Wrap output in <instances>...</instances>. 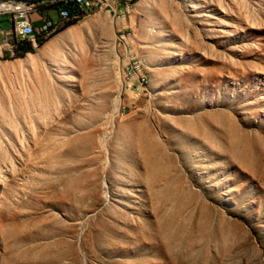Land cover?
I'll return each mask as SVG.
<instances>
[{
	"label": "rangeland",
	"instance_id": "1",
	"mask_svg": "<svg viewBox=\"0 0 264 264\" xmlns=\"http://www.w3.org/2000/svg\"><path fill=\"white\" fill-rule=\"evenodd\" d=\"M132 1L0 61V264H264V0Z\"/></svg>",
	"mask_w": 264,
	"mask_h": 264
},
{
	"label": "built area",
	"instance_id": "2",
	"mask_svg": "<svg viewBox=\"0 0 264 264\" xmlns=\"http://www.w3.org/2000/svg\"><path fill=\"white\" fill-rule=\"evenodd\" d=\"M129 0H13L0 4V40L3 49L11 40V32H19L26 35L25 44H15V52L11 57L0 56L2 60H13L18 57V49L22 46H30L33 35L34 22H41L42 26H52L73 12H82L85 3H93V9L98 5H105L106 10L118 11L119 4H125Z\"/></svg>",
	"mask_w": 264,
	"mask_h": 264
},
{
	"label": "bare ground",
	"instance_id": "3",
	"mask_svg": "<svg viewBox=\"0 0 264 264\" xmlns=\"http://www.w3.org/2000/svg\"><path fill=\"white\" fill-rule=\"evenodd\" d=\"M13 0H0V4L3 3H9ZM82 0H74V2H81ZM102 5H98L97 8L101 7ZM96 8V9H97ZM95 9H93V3H85V7L82 12H73L72 14H69L67 17L61 19L57 22V24L52 26H42L41 22H34V30L33 35L30 39L31 44H40V38L38 36L39 34H42L43 36H49L50 34L54 33L56 30L59 29L60 26L64 25L68 21H75L78 22L81 18L88 16L93 13ZM11 40L14 43H7L6 49H3L2 40H0V56L2 57H11L12 52H15V44H25L26 43V35L20 34L19 32H11ZM22 46L21 48H23ZM20 48V49H21ZM18 49V56H19V50Z\"/></svg>",
	"mask_w": 264,
	"mask_h": 264
},
{
	"label": "trees",
	"instance_id": "4",
	"mask_svg": "<svg viewBox=\"0 0 264 264\" xmlns=\"http://www.w3.org/2000/svg\"><path fill=\"white\" fill-rule=\"evenodd\" d=\"M134 1V0H133ZM132 1V2H133ZM40 44H43V42H40ZM29 47V48H28ZM27 48H25V49H21L20 51H19V55L20 56H18V57H22V53H25V52H29V53H31V52H33V50L30 48V46H28Z\"/></svg>",
	"mask_w": 264,
	"mask_h": 264
},
{
	"label": "crops",
	"instance_id": "5",
	"mask_svg": "<svg viewBox=\"0 0 264 264\" xmlns=\"http://www.w3.org/2000/svg\"><path fill=\"white\" fill-rule=\"evenodd\" d=\"M52 40H53V38L46 40V41L42 44V46H44V45H48L49 43H51ZM52 46H53V45L51 44L50 48H51ZM45 47H46V46H45Z\"/></svg>",
	"mask_w": 264,
	"mask_h": 264
}]
</instances>
